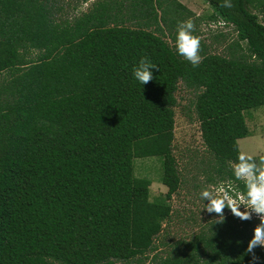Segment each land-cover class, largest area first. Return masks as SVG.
<instances>
[{"label": "trees", "instance_id": "obj_1", "mask_svg": "<svg viewBox=\"0 0 264 264\" xmlns=\"http://www.w3.org/2000/svg\"><path fill=\"white\" fill-rule=\"evenodd\" d=\"M204 1L236 41L228 56L201 44L194 68L164 38L158 0H96L58 19L50 0H0V264L145 263L181 183L179 82L196 92L203 142L231 181L243 112L264 105V0ZM145 56L158 67L143 85L133 68ZM146 157L161 158L165 193L151 197V179L134 174ZM253 229L228 209L150 264H252Z\"/></svg>", "mask_w": 264, "mask_h": 264}, {"label": "rangeland", "instance_id": "obj_2", "mask_svg": "<svg viewBox=\"0 0 264 264\" xmlns=\"http://www.w3.org/2000/svg\"><path fill=\"white\" fill-rule=\"evenodd\" d=\"M50 1L55 8L60 7L62 9L60 13H55V17L58 19L77 15L89 9L96 0H86L85 2L82 0ZM204 3L205 6L199 7H197L196 2H194L195 5L191 3L192 9L200 13L206 10L211 11L208 3L205 1ZM171 14L168 10L166 16H171ZM135 22L129 25H134ZM214 24L216 23L201 25L196 34L202 38V45H205L207 52L228 56L230 46L234 47L236 33L231 25L222 26V22L218 23L217 26ZM164 36L172 44L171 35L165 34ZM242 45L244 46V43ZM32 55H35V51L32 52ZM175 95L177 105L175 107L173 154L177 161L181 183L178 191L170 200L172 205L171 218L164 223L162 232L154 239L155 249L146 253L147 259L144 264H150V259L154 255L165 257L171 254L175 244L191 239L201 229L206 228L216 218V214H209L203 210L207 201L204 202L200 199V191L205 186L214 185L220 181H228L226 171L218 174L215 156L205 147L203 142L200 124L194 109L196 92L179 82ZM243 113L249 135L237 140L239 151L250 153L258 160L264 158V105L247 109ZM134 174L137 177L151 179V197L166 192V187L161 183L163 174L161 158H135ZM225 215L228 216V209H225ZM258 223V217L253 214V227L255 228ZM117 264L124 263L118 262ZM131 264L138 263L133 260Z\"/></svg>", "mask_w": 264, "mask_h": 264}, {"label": "clouds", "instance_id": "obj_3", "mask_svg": "<svg viewBox=\"0 0 264 264\" xmlns=\"http://www.w3.org/2000/svg\"><path fill=\"white\" fill-rule=\"evenodd\" d=\"M223 8H232V0H222ZM202 38L196 34L195 22L192 18L182 21L178 25L175 41L176 51L194 68L202 62ZM158 66L145 56L133 68L134 78L143 85L153 80V69ZM231 181H220L201 189L200 199L205 203L207 213L216 214L215 224L226 222L225 209L242 221H250L253 214L259 223L253 229V236L248 243L245 255H252V264L260 258L256 255L257 247L264 248V158L259 160L252 154L238 151L236 162H230ZM239 182V183H237ZM243 185V191L240 189ZM243 208V210H242ZM237 243H242L238 241Z\"/></svg>", "mask_w": 264, "mask_h": 264}, {"label": "crops", "instance_id": "obj_4", "mask_svg": "<svg viewBox=\"0 0 264 264\" xmlns=\"http://www.w3.org/2000/svg\"><path fill=\"white\" fill-rule=\"evenodd\" d=\"M158 1L160 3L159 9H158L159 14L161 13L162 9L169 10L172 13L171 16H168V17L165 16L167 18V23L169 24L168 27L166 28L165 26L161 24L162 28L164 29L166 28L165 30L163 29L165 34H171L172 37H175V39H172L173 40L172 45H175L178 25L182 21L192 18L195 22L196 33H197V29L201 27V25L205 26V25H209L210 23H216L214 25L217 26L218 23L222 22L221 20L213 21L209 19V16L212 13V9L211 11L210 10L209 11L206 10L204 12L201 11V13L199 11H196L195 9H192L193 8L192 4H194V2L197 3L198 5L197 7L205 6L206 4L204 3V1H201V0H158ZM177 3H180L181 5H183L191 13L185 10H182L181 8L176 6ZM223 25H228V24L224 23Z\"/></svg>", "mask_w": 264, "mask_h": 264}, {"label": "built area", "instance_id": "obj_5", "mask_svg": "<svg viewBox=\"0 0 264 264\" xmlns=\"http://www.w3.org/2000/svg\"><path fill=\"white\" fill-rule=\"evenodd\" d=\"M220 23H221V22H220ZM222 23H223V22H222ZM223 24H224V23H223ZM223 24H222V25H223Z\"/></svg>", "mask_w": 264, "mask_h": 264}]
</instances>
